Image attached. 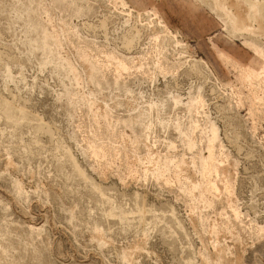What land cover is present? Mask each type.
<instances>
[{
	"label": "rangeland",
	"instance_id": "rangeland-1",
	"mask_svg": "<svg viewBox=\"0 0 264 264\" xmlns=\"http://www.w3.org/2000/svg\"><path fill=\"white\" fill-rule=\"evenodd\" d=\"M0 264H264V0H0Z\"/></svg>",
	"mask_w": 264,
	"mask_h": 264
},
{
	"label": "bare ground",
	"instance_id": "bare-ground-1",
	"mask_svg": "<svg viewBox=\"0 0 264 264\" xmlns=\"http://www.w3.org/2000/svg\"><path fill=\"white\" fill-rule=\"evenodd\" d=\"M249 79V78H248Z\"/></svg>",
	"mask_w": 264,
	"mask_h": 264
}]
</instances>
